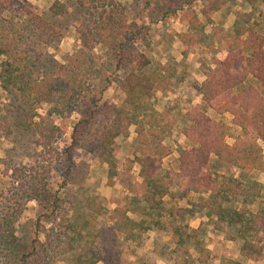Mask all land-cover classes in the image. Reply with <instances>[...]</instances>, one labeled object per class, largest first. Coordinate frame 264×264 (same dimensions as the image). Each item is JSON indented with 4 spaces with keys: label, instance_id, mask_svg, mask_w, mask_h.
<instances>
[{
    "label": "trees",
    "instance_id": "trees-1",
    "mask_svg": "<svg viewBox=\"0 0 264 264\" xmlns=\"http://www.w3.org/2000/svg\"><path fill=\"white\" fill-rule=\"evenodd\" d=\"M197 1L54 0L46 10L38 11L28 0H0V88L7 97V103H0V135L11 139L12 148L27 145L32 148L29 154L34 152L45 162L43 170L26 183L27 201L35 202V216L26 232L19 223L27 206L4 192L7 183L0 170V264H97L100 260L111 264L116 241L141 236L150 223L161 228L171 224L175 245L193 240L192 247L201 250L205 261L209 251L198 239L202 225L193 228L180 223L203 211L206 217H215V225L239 224L240 258H264V208L255 212L234 209L222 204L227 198L224 192L209 193L211 157L242 170L264 169V12L253 8L255 0H242L249 9L235 11L231 35L224 42L226 54L213 60L196 89L199 102L189 103L183 114L178 110L173 114V107L164 111L154 107L156 93L167 84L169 73L165 75L161 69L165 66L140 48L149 45L151 23L175 16ZM220 3L208 1L201 15L208 19V12L217 11ZM192 17L187 33L179 36L185 45L204 40L200 20ZM71 29L79 45L59 61L50 48L57 47ZM98 47L103 53L97 57ZM96 57L104 59L101 66L113 63L123 74L111 79L100 73L93 76L102 70L91 66ZM112 83L120 91L118 104L103 98ZM40 105L46 107L43 114L36 112ZM211 111L215 117L231 115L233 136L231 125L211 117ZM73 114L78 115L75 121ZM176 116L180 117L177 124L173 122ZM69 118L73 124L70 141L57 148L62 124ZM131 126L139 184L127 188L110 214L103 204L105 198L88 197L85 219L78 222L62 206L63 191L73 174L72 147L112 164L116 142L129 136ZM172 128L179 129L185 139V145L175 148V171L162 168V160L172 152L165 143ZM229 136L231 143L226 140ZM57 174L62 178L59 185L53 179ZM194 194L202 201L192 200ZM166 199L185 204L164 208ZM163 213L168 220H163ZM96 215L107 222L110 219L109 237L103 236L100 227L98 239L86 240L91 235L88 225ZM202 261L197 264H205Z\"/></svg>",
    "mask_w": 264,
    "mask_h": 264
},
{
    "label": "rangeland",
    "instance_id": "rangeland-1",
    "mask_svg": "<svg viewBox=\"0 0 264 264\" xmlns=\"http://www.w3.org/2000/svg\"><path fill=\"white\" fill-rule=\"evenodd\" d=\"M38 11L46 10L54 0H28ZM210 0H198L188 9L177 13V15L151 23L149 26L148 41L149 45L141 46L148 56L153 60L160 62L162 70H165L167 84L163 89L156 93L153 100L154 107L159 111H164L166 108L173 107V114L186 112L189 103L196 104L199 102L197 93L198 85L203 81V72L207 68L212 67V62L215 58H223L226 54L224 49L225 40L231 35V28L235 20V11L237 9L248 10L249 5L244 4L242 0H221L217 11H209L208 19L201 15V10ZM239 7V5H241ZM253 8L256 11L264 12V1L255 0ZM197 16L200 20V25L203 31V40L200 43H192L191 45L183 44L179 38L180 34L187 33L192 16ZM259 20L261 17L258 18ZM69 22L71 19L69 18ZM264 27V21L261 24ZM79 42L74 37V30H68L66 36L55 48H50V51L55 54V57L61 61L65 56L71 54L74 48L78 47ZM187 52L184 54V52ZM95 53L101 56L103 53L101 48H97ZM91 64L94 68L102 67L98 73H93L97 76L99 73L102 77L108 76L109 79L115 78L123 74V69L115 70L113 63L106 66H101L103 58H97ZM107 69H103L106 68ZM90 74V73H89ZM103 78H100L101 80ZM0 88V103H7L6 94L2 93ZM120 91L116 85L112 83L106 89L103 98L105 101L115 103L120 102ZM45 105H40L36 112L43 114ZM211 117L215 114L209 112ZM169 118H173L167 115ZM168 117L167 120H170ZM72 120L78 118L77 114L72 115ZM179 116H176L174 123L177 124ZM231 125V135L235 134V128L230 123L231 115L225 113L216 116ZM71 119H67L64 126L63 134L57 140L56 147L60 148L68 145L73 124ZM61 124V123H58ZM237 130V129H236ZM135 134L133 126L130 127V134L125 139H120L116 142V152L110 155L112 164L103 163L94 158L85 149L73 146L71 151L74 158L73 174L66 188L63 191L62 206L74 213L78 222H83L85 219V211L87 210V198L98 195L105 198L103 204L107 212L112 211L116 203L120 201L124 194L128 193L127 188L130 185L136 188L139 184L138 170L139 167L134 163L132 155V140ZM227 142H232V137L226 138ZM166 144H170L172 152L169 156L162 160L163 170H176L178 167V154L175 150L176 145H185V139L179 129L170 131V136L165 140ZM13 142L11 139L4 138L0 135V170L2 171V181L7 183L4 192H7L8 197L14 201L17 200L27 206L21 214L19 228L26 232L32 225L30 219L34 218V201H27L25 193L26 183L30 177L38 171H42L43 160L36 157L37 154H29L31 149H25L16 145L12 148ZM263 159H264V144ZM28 150V151H25ZM25 151V152H23ZM26 155V157L24 156ZM63 158V157H62ZM64 159V158H63ZM211 167L209 168L212 179L210 194L225 193V205L234 209H244L250 212H255L260 208H264V169L262 170H242L236 166L225 164L216 161L211 157ZM54 184H60L62 178L60 175H55ZM182 188V186H181ZM182 189H180L181 191ZM218 193V194H219ZM208 193L203 194L207 196ZM192 200L202 201L200 195L194 194ZM219 197V196H218ZM190 198V197H189ZM219 202L218 199L216 200ZM174 204L184 206L185 202L177 200ZM171 199H166L164 208L172 205ZM206 208V207H205ZM79 212L81 213L79 215ZM204 212V211H203ZM203 212H197L191 218H185L180 221L183 224L196 228L199 225L203 230L199 232L198 239L200 243L209 251V256L205 261H202L201 250L192 247L193 240H185L182 244L175 245L172 241V225L161 228L156 223H150L149 229L144 230L140 235H130L125 239L116 241L111 264H197L198 260L205 264H264V258L258 260H245L240 258L239 248L241 247L242 237L237 231L238 223L230 226L215 225V217H206ZM101 213H104L101 211ZM110 214V212L108 213ZM165 215V213H163ZM133 217V215H132ZM73 219V218H72ZM138 220L137 216H134ZM163 220H168L164 217ZM176 223V222H174ZM202 223V224H201ZM110 219L102 215H96L95 220L88 225L91 235L85 237L86 240L93 238L98 239L96 230L102 228L103 236L109 237L108 226H111ZM43 230V229H42ZM43 234L41 235L42 238ZM192 254L189 256V254ZM55 264H65L62 261H57ZM97 264H106L104 261H98Z\"/></svg>",
    "mask_w": 264,
    "mask_h": 264
}]
</instances>
